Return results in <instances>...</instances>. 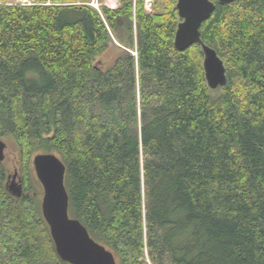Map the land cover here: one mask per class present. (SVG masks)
I'll list each match as a JSON object with an SVG mask.
<instances>
[{
	"label": "trees",
	"instance_id": "1",
	"mask_svg": "<svg viewBox=\"0 0 264 264\" xmlns=\"http://www.w3.org/2000/svg\"><path fill=\"white\" fill-rule=\"evenodd\" d=\"M145 1L0 0V135L24 181L10 195L0 163V264H69L37 154L66 165L70 216L119 264H264V0H214L201 33L227 69L217 90L202 46L175 47L178 0Z\"/></svg>",
	"mask_w": 264,
	"mask_h": 264
},
{
	"label": "water",
	"instance_id": "2",
	"mask_svg": "<svg viewBox=\"0 0 264 264\" xmlns=\"http://www.w3.org/2000/svg\"><path fill=\"white\" fill-rule=\"evenodd\" d=\"M235 0H218L229 5ZM214 0H178L181 22L175 38V47L183 52L196 44L203 48L206 79L212 90L226 86L227 69L216 49L202 39L201 28L215 12ZM1 11V6H0ZM7 144L0 138V163L6 159ZM34 168L44 189L42 211L50 227L57 252L69 264H119L114 253L92 238L88 229L78 219L70 216V196L66 187V165L56 154H37ZM7 191L15 198L24 195V182L19 172L9 175Z\"/></svg>",
	"mask_w": 264,
	"mask_h": 264
},
{
	"label": "rangeland",
	"instance_id": "3",
	"mask_svg": "<svg viewBox=\"0 0 264 264\" xmlns=\"http://www.w3.org/2000/svg\"><path fill=\"white\" fill-rule=\"evenodd\" d=\"M9 1L13 3H31L34 0H9ZM89 1H90V5L95 4L97 8H99L101 5H106L105 4L106 1L107 3L111 5H115V3L117 4L116 0H113V1L112 0H89ZM156 1L157 0H152L151 4H148L149 10L152 8L153 4L156 3ZM121 48H124V47L118 41L115 40V43L110 45L109 49L103 55L97 57L95 65L101 70H104V71L107 70L115 63L116 59L121 54V50H120ZM0 138L7 144L5 164L7 165V168L9 169V175L13 176L16 172L17 173L19 172V175L21 177L22 175H21V165H20V152H19L18 146L9 137H2L0 135ZM33 177L36 180H38L35 171H33Z\"/></svg>",
	"mask_w": 264,
	"mask_h": 264
},
{
	"label": "crops",
	"instance_id": "4",
	"mask_svg": "<svg viewBox=\"0 0 264 264\" xmlns=\"http://www.w3.org/2000/svg\"><path fill=\"white\" fill-rule=\"evenodd\" d=\"M113 1V0H112ZM117 1V4L115 3V5H111V4H109V3H107V1L105 2V4L106 5H108V6H110L111 8H118V6H119V4H120V2H119V0H116ZM90 4V3H89Z\"/></svg>",
	"mask_w": 264,
	"mask_h": 264
},
{
	"label": "built area",
	"instance_id": "5",
	"mask_svg": "<svg viewBox=\"0 0 264 264\" xmlns=\"http://www.w3.org/2000/svg\"><path fill=\"white\" fill-rule=\"evenodd\" d=\"M151 1H152V0H146V3H147V4H151ZM92 5H93V4H92ZM93 6L96 7L95 4H94ZM96 8H97V7H96Z\"/></svg>",
	"mask_w": 264,
	"mask_h": 264
}]
</instances>
